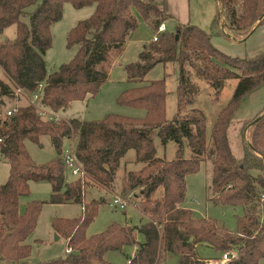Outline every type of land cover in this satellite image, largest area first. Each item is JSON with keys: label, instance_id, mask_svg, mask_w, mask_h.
<instances>
[{"label": "trees", "instance_id": "obj_1", "mask_svg": "<svg viewBox=\"0 0 264 264\" xmlns=\"http://www.w3.org/2000/svg\"><path fill=\"white\" fill-rule=\"evenodd\" d=\"M66 1L76 7L95 4L96 8L68 32L67 45H78L74 57L49 72L45 55L52 45V24L62 18ZM217 1L213 27L231 39L245 40L264 24V0ZM171 16L155 0H0V33L10 25L16 27L13 38L0 37V66L8 76V81L0 78V104L5 103V96L18 100V88L30 97L41 82L39 104L52 111L97 94L109 79L106 62L113 52L124 49L141 19L156 31ZM212 35L197 23H181L176 30H165L158 39L146 41L138 59L125 64L131 84L118 94L117 102L143 108L141 116L108 112L93 119L45 118L29 102L14 104L9 108H15L11 114L0 117V156L10 164L9 177L0 185V261L23 262L30 256L28 237L48 200H33L21 212L20 198L30 193V181L48 180L50 202H82L83 212L53 221L71 250L34 264H115L105 257L106 252L132 243L137 247L128 264H160L170 253L177 255V264H208L209 259L198 254L199 244L211 245L222 255L236 253L224 264H258L264 257V109L257 121L253 118L242 127L240 158L233 153L228 130L241 98L264 81V51L251 57L231 55L213 43ZM158 63H178L177 112L172 119L166 117L168 73L159 79L146 78ZM190 67L213 85L217 96L227 79H238L210 136L205 112L197 106L186 110L198 95ZM156 129L163 142H177L175 158L157 155ZM43 134L51 136L58 154L37 163L26 140L40 142ZM73 136L74 152L85 175L69 179L63 144ZM185 139L192 149L190 157L183 156ZM131 148L143 164L125 171L120 194L138 204L146 219L137 226L113 222L89 235L87 228L105 198L87 200L85 192L95 184L112 189ZM205 159L212 161L214 200L243 207L236 231L210 216H197L183 204L187 175L197 171ZM137 232L144 235L143 240Z\"/></svg>", "mask_w": 264, "mask_h": 264}, {"label": "rangeland", "instance_id": "obj_2", "mask_svg": "<svg viewBox=\"0 0 264 264\" xmlns=\"http://www.w3.org/2000/svg\"><path fill=\"white\" fill-rule=\"evenodd\" d=\"M162 1V0H161ZM173 8L182 15L200 21L199 26L206 31L212 32L213 43L224 52L235 56H254L258 52L264 50V26L256 29L245 40H234L223 33H219L213 27V18L217 12V0H169ZM36 6L32 4L29 10ZM215 8V14L211 17L208 15V10ZM96 5L89 4L82 7H76L71 1L64 3V11L61 19L52 24L53 40L52 45L46 52L45 58L47 61L48 70L54 71L66 61L72 59L78 49V45L68 46L67 35L69 30L82 18L88 17L95 11ZM168 31L176 30L179 22L175 17H170L165 20ZM193 23V22H192ZM202 23V24H201ZM206 23L207 26H203ZM15 25H10L0 33L2 40L13 38L15 36ZM155 30L145 21L140 22L135 29V34H140L145 42L152 38ZM178 63H168L165 67L161 66L155 70L160 71L161 77L168 73L166 78L167 98H166V117L172 119L177 112V86H178ZM189 67V65L187 66ZM191 68V67H190ZM192 70V76L198 87V95L193 105L186 106V110H191L193 106L201 108L207 116V135L210 136L212 127L218 117L220 110L231 99L234 89L238 83L237 78H229L226 81L220 95H216V89L209 81L202 77H198L195 71ZM0 78L8 81V76L0 66ZM120 81H112L95 95L89 96L84 100L79 99L71 103L68 107L62 109L59 113L52 111L47 107L52 117H78L82 119H93L103 117L108 112L123 113L128 115L141 116L145 110L143 108L122 105L117 102V96L121 91ZM131 83L129 82L128 85ZM18 92V91H17ZM15 97L5 96V103L0 104V117L7 114V110L14 104H27L30 102V97L27 95ZM42 106V105H41ZM264 109V81L252 91L244 95L233 115L232 122L229 126L228 134L233 153L237 158L243 156L242 144V127L253 118L259 115ZM60 115V116H59ZM45 118L48 116L43 115ZM154 141L157 148V155L173 159L177 156L178 144L175 140L163 142L156 129ZM27 148L32 157L37 163H45L57 156L56 147L48 134L41 135L40 142L31 139L26 140ZM76 144V138H66L64 140V151L71 145ZM192 155L191 147L186 143L183 148V156L190 157ZM143 162L136 158V151L131 148L124 155L121 166L117 173L116 185L112 189L94 185L89 188L86 193V199L90 200L93 197H104L105 201L100 204L97 215L89 224L87 233L89 235L105 230L108 225L117 222L124 225L137 226L140 225L146 216L141 212L140 208L133 200L129 202L126 208L114 207L111 205L113 198L122 190V180L125 171L128 169H137ZM10 174V164L5 157L0 156V185L4 183ZM66 175L69 179L75 178L70 171L66 170ZM212 177V161L205 159L201 162L200 168L187 175V192L183 202L184 205L192 208L197 216H210L219 221L228 229L236 231L238 229V217L243 214V207L240 205L234 206L224 204L221 201L214 200V193L210 187ZM52 193V185L48 180H32L30 181V193L23 195L20 198L19 208L21 212H25L29 202L33 200H48L42 206L39 214L37 225L34 231L29 235L28 242L32 244L30 256L23 261H0V264H34L41 260H47L54 257L63 256L66 251L71 250L67 247V239L61 235L53 227V221L57 217L73 218L80 216L83 212L82 202H66L54 203L50 202ZM264 197V196H263ZM261 220L264 221V212L261 213ZM59 238H57V234ZM139 240L144 239L142 233L137 232ZM69 249V250H68ZM135 243L126 244L122 249H110L106 252L105 257L115 264H128L129 255L135 253ZM198 254L201 257L212 259L214 264H223L221 260L222 252L208 244H199L197 247ZM167 264H177L178 257L176 254L170 253L166 258ZM264 264V257L258 262Z\"/></svg>", "mask_w": 264, "mask_h": 264}, {"label": "crops", "instance_id": "obj_3", "mask_svg": "<svg viewBox=\"0 0 264 264\" xmlns=\"http://www.w3.org/2000/svg\"><path fill=\"white\" fill-rule=\"evenodd\" d=\"M155 1L159 4H163L165 6L166 10L172 14V17L176 18V20H177V22H179V24L187 23V22H189V23L193 22V23L200 24V21L198 19H192L191 15H189V17H186L185 15H182L180 12L177 13V11L173 8V6L168 2L169 0H162V1L161 0H155ZM217 10H218V7H217ZM214 14H215V8L211 7L207 12V16L209 15L211 17ZM142 21L144 22V20L141 19V22ZM203 24H205L203 26H207L206 23H203ZM263 26H264V24H263ZM259 27H262V25H260ZM15 31H16V28H15ZM150 39H152V38H150ZM150 39H148V40H150ZM144 43H145V39H143V37L140 34H135V30H133L129 34L124 49L119 53L113 52L111 57H110V61L106 62L105 67L108 70L109 79L102 85L101 89L103 88V86L108 85V83H111L112 81H120L121 83L122 82L125 83L124 85L121 84V89H120L121 91L128 86L129 81L127 80V71L125 69V64L138 59L139 53L142 50ZM260 52H262V51H260ZM260 52H258V53H260ZM161 66L165 67L164 64L158 63L155 67H153L147 73L146 78H148V79H159V78H161L160 71L155 70L158 67L161 68ZM20 95L23 96L24 94H20ZM77 100H79V99H77ZM77 100H74V101H77ZM82 100H84V99H82ZM74 101H72L71 103H73ZM62 109H64V108H62ZM62 109L58 110L57 112L59 113ZM135 247H137V245H135Z\"/></svg>", "mask_w": 264, "mask_h": 264}, {"label": "built area", "instance_id": "obj_4", "mask_svg": "<svg viewBox=\"0 0 264 264\" xmlns=\"http://www.w3.org/2000/svg\"><path fill=\"white\" fill-rule=\"evenodd\" d=\"M167 30V25L166 22H162L158 29L154 32L152 38L153 39H158L159 33L163 32ZM44 87V82H41L39 84V88L37 91L33 92L32 95L30 96V102L34 103L37 105L38 110L40 112V114L42 115H46L48 117H52L50 116V112L47 110V108L42 105L39 104V99H40V95L42 94V90ZM17 93L23 94L24 93V89L23 88H18ZM42 105V106H41ZM13 109H9L8 110V114H11ZM56 118V117H55ZM63 159L65 162V167L66 170L70 171V173L75 177H80V176H84L85 175V171L83 169V166L81 165V163L78 161V159L76 158L75 152H74V145H71L69 148H67L64 153H63ZM131 200L129 199V197L124 196L123 194L118 193L113 200L110 202L112 206L114 207H121V208H126L129 205V202ZM69 250V249H68ZM236 253H234L233 255H229L228 252H224L221 260L222 263L224 264V262L228 259H230L231 257L235 256ZM160 264H167L166 261L161 262ZM208 264H214L212 263V259L208 260Z\"/></svg>", "mask_w": 264, "mask_h": 264}, {"label": "water", "instance_id": "obj_5", "mask_svg": "<svg viewBox=\"0 0 264 264\" xmlns=\"http://www.w3.org/2000/svg\"><path fill=\"white\" fill-rule=\"evenodd\" d=\"M260 117H261V116H257V117L255 118V121H257ZM56 234H57V233H56ZM56 236H57V238H59V235H58V234H57Z\"/></svg>", "mask_w": 264, "mask_h": 264}]
</instances>
